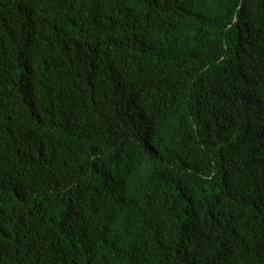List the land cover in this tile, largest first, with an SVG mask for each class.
I'll return each instance as SVG.
<instances>
[{
	"label": "trees",
	"instance_id": "16d2710c",
	"mask_svg": "<svg viewBox=\"0 0 264 264\" xmlns=\"http://www.w3.org/2000/svg\"><path fill=\"white\" fill-rule=\"evenodd\" d=\"M0 264H264V0H0Z\"/></svg>",
	"mask_w": 264,
	"mask_h": 264
}]
</instances>
